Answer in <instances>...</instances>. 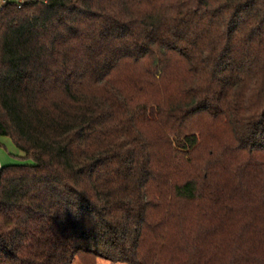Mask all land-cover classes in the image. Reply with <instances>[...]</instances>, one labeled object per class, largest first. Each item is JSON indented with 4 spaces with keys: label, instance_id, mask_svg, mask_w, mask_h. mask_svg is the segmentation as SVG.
I'll list each match as a JSON object with an SVG mask.
<instances>
[{
    "label": "trees",
    "instance_id": "obj_1",
    "mask_svg": "<svg viewBox=\"0 0 264 264\" xmlns=\"http://www.w3.org/2000/svg\"><path fill=\"white\" fill-rule=\"evenodd\" d=\"M0 135V264H264V0H9Z\"/></svg>",
    "mask_w": 264,
    "mask_h": 264
},
{
    "label": "rangeland",
    "instance_id": "obj_2",
    "mask_svg": "<svg viewBox=\"0 0 264 264\" xmlns=\"http://www.w3.org/2000/svg\"><path fill=\"white\" fill-rule=\"evenodd\" d=\"M0 142L2 146V156H3V161L6 164L10 163H30L32 162V159H28L24 157V153L18 149V147L15 146L14 142L12 141L11 137L9 136H2L0 135ZM1 163V162H0ZM1 165H3L1 163ZM177 209L181 210H191L192 206L186 205V204H177L176 205ZM73 264H81V262L77 259L74 260ZM98 264H125L122 262H112L107 258H98Z\"/></svg>",
    "mask_w": 264,
    "mask_h": 264
},
{
    "label": "crops",
    "instance_id": "obj_3",
    "mask_svg": "<svg viewBox=\"0 0 264 264\" xmlns=\"http://www.w3.org/2000/svg\"><path fill=\"white\" fill-rule=\"evenodd\" d=\"M6 3V0H0V8ZM2 146H1V142H0V162L3 164L2 166L5 165L4 161H3V156H2Z\"/></svg>",
    "mask_w": 264,
    "mask_h": 264
},
{
    "label": "built area",
    "instance_id": "obj_4",
    "mask_svg": "<svg viewBox=\"0 0 264 264\" xmlns=\"http://www.w3.org/2000/svg\"><path fill=\"white\" fill-rule=\"evenodd\" d=\"M9 0H6V2H8ZM16 2H17V4H18V6L20 7L24 2H25V0H15ZM2 168V165H1V163H0V169Z\"/></svg>",
    "mask_w": 264,
    "mask_h": 264
}]
</instances>
